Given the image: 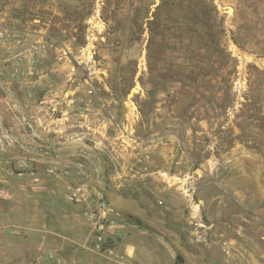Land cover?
<instances>
[{
    "label": "rangeland",
    "instance_id": "rangeland-1",
    "mask_svg": "<svg viewBox=\"0 0 264 264\" xmlns=\"http://www.w3.org/2000/svg\"><path fill=\"white\" fill-rule=\"evenodd\" d=\"M52 121L75 132L41 145ZM122 160L156 177L129 195L154 211L112 214L135 249L108 239L110 261L68 193L114 209ZM212 187L235 218L185 225L172 193ZM241 235L256 251L236 255L264 264V0H0V264H244L224 251Z\"/></svg>",
    "mask_w": 264,
    "mask_h": 264
},
{
    "label": "crops",
    "instance_id": "crops-1",
    "mask_svg": "<svg viewBox=\"0 0 264 264\" xmlns=\"http://www.w3.org/2000/svg\"><path fill=\"white\" fill-rule=\"evenodd\" d=\"M57 93H60V96L63 95L62 91L59 90ZM70 94V93H68ZM68 107L67 113L68 117L67 119L72 122L71 114L72 110ZM44 119V118H42ZM63 118H56L57 122L63 123ZM55 121H52V123H45L40 131L41 133V145H54L56 143H59L60 141H63L64 139L68 138L70 140V137L73 136L74 130L71 131L70 137H66V133L63 132L65 130L64 128L59 127V123H54ZM70 125V122L68 123ZM73 126V125H72ZM62 132V133H61ZM71 141H74V139H71ZM70 155L66 154L65 156H59V160L61 162H64V159H67L66 162H69ZM127 163V160H122L119 170V200H110L109 202L114 207L116 212L118 213V216L122 217H133L137 219L139 222H142L143 224L147 223V225L150 224L151 218L153 217L152 212L154 211L153 204L150 205L149 203H146L144 200L139 198L137 201L135 198L136 194H140L142 191L150 192L151 187L154 184V181L156 180V177L154 175H149L147 180L139 182L136 181V178H141V176H136V173L133 174V172L128 171L126 168L128 167L127 164H124L123 162ZM135 180V181H134ZM154 188V187H152ZM100 190H104V188L99 187ZM211 190L210 195L208 196H198V198L194 199L190 196H184L181 193L173 194L175 198V203L178 208V217L179 219L186 224H191L193 222L199 223L202 225H215L219 226V224H226L228 225L233 218H235V208H234V191L231 188H224V187H212L208 188ZM221 194H225L221 195ZM134 195V198L129 196ZM226 211V214H223V212ZM224 218V219H223ZM123 226H114V228L111 229V235L108 236L109 240H112L117 244V248H114L116 252L119 254L120 250H124V252L129 256L134 252V245H124V248L121 247L119 244V238L123 236L122 231ZM242 234V233H241ZM241 239L235 240L228 238L226 245L224 247V251L229 254L230 259L234 258L239 261H242L244 264H261L260 260L258 259V262L256 259H249V258H239L236 255V248L238 245L243 246L244 248L251 249L253 252L256 250L250 246H245L244 244H240L241 242L249 241L248 235H241ZM107 239V240H108ZM212 240V239H211ZM238 243V245H235ZM109 246V245H108ZM113 248V247H112ZM234 251V252H233ZM96 254V253H95ZM184 264H209L208 259L205 257V255L202 252H199V256L193 257L192 255H189L188 253H184ZM264 255V251L262 252V256ZM193 259H195V262L193 263Z\"/></svg>",
    "mask_w": 264,
    "mask_h": 264
},
{
    "label": "built area",
    "instance_id": "built-area-1",
    "mask_svg": "<svg viewBox=\"0 0 264 264\" xmlns=\"http://www.w3.org/2000/svg\"><path fill=\"white\" fill-rule=\"evenodd\" d=\"M69 200L77 205H86L82 211L83 218L89 223L91 232L93 234V250L107 260H112L115 253L112 249L106 246L109 223L112 214H118L113 208L102 198L98 197L95 201L88 204L80 188H69ZM118 258V256H116ZM102 264V263H98Z\"/></svg>",
    "mask_w": 264,
    "mask_h": 264
}]
</instances>
